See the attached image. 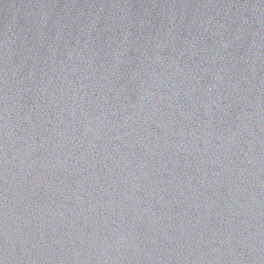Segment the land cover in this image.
Masks as SVG:
<instances>
[{
  "label": "water",
  "instance_id": "95a60500",
  "mask_svg": "<svg viewBox=\"0 0 264 264\" xmlns=\"http://www.w3.org/2000/svg\"><path fill=\"white\" fill-rule=\"evenodd\" d=\"M0 264H264V0H0Z\"/></svg>",
  "mask_w": 264,
  "mask_h": 264
}]
</instances>
